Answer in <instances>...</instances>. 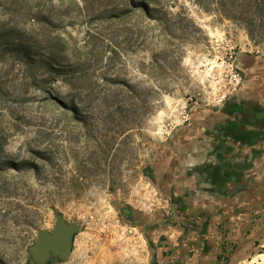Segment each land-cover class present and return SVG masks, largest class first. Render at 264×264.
I'll use <instances>...</instances> for the list:
<instances>
[{
    "label": "rangeland",
    "instance_id": "obj_1",
    "mask_svg": "<svg viewBox=\"0 0 264 264\" xmlns=\"http://www.w3.org/2000/svg\"><path fill=\"white\" fill-rule=\"evenodd\" d=\"M115 2H15L19 27L41 13L20 28L35 58L0 51V264H30L58 218L75 236L56 264H164L197 225L175 217L182 169L201 162L186 143L238 93L241 56L264 57V25L193 0L109 16Z\"/></svg>",
    "mask_w": 264,
    "mask_h": 264
},
{
    "label": "crops",
    "instance_id": "obj_2",
    "mask_svg": "<svg viewBox=\"0 0 264 264\" xmlns=\"http://www.w3.org/2000/svg\"><path fill=\"white\" fill-rule=\"evenodd\" d=\"M240 65L238 93L204 117L197 144L186 143L189 159L198 154L201 162L182 169L173 194L183 205L175 217L196 218L197 225L184 227L164 264H223L225 251L236 264L264 246V57L245 53ZM258 258L264 264V252Z\"/></svg>",
    "mask_w": 264,
    "mask_h": 264
},
{
    "label": "trees",
    "instance_id": "obj_3",
    "mask_svg": "<svg viewBox=\"0 0 264 264\" xmlns=\"http://www.w3.org/2000/svg\"><path fill=\"white\" fill-rule=\"evenodd\" d=\"M4 7L0 8V51L9 50L18 54L20 62L27 63L28 60L35 58L34 53L31 51V47L26 45V38L22 37L30 32V28L27 32L21 33V29H26L29 22L30 26L38 24L40 20L35 17L38 16L41 11H36L33 16L13 23L11 20L16 13L15 2L17 0H3ZM198 5L202 6L205 11L209 12L211 7H215L218 12H235L240 14L239 18H242L244 22L251 20V17H257L260 21V25H264V0H193ZM164 0H116V2L110 6L108 12L109 16L117 14L119 18L126 16L132 12H139L143 17L148 19L158 20L160 11L164 9ZM6 5V6H5ZM1 6V5H0ZM8 6V7H7ZM7 16V17H6ZM44 16H42L43 18ZM46 17V16H45ZM44 20V19H43ZM28 22V23H27ZM253 23L246 24L248 34L251 38H254ZM19 27V29H18ZM255 27V26H254ZM23 39V40H22ZM26 42V43H25ZM51 59V58H48ZM48 59L46 62H48ZM51 67H54L51 65ZM73 111L77 109L75 105L71 108Z\"/></svg>",
    "mask_w": 264,
    "mask_h": 264
},
{
    "label": "flooded vegetation",
    "instance_id": "obj_4",
    "mask_svg": "<svg viewBox=\"0 0 264 264\" xmlns=\"http://www.w3.org/2000/svg\"><path fill=\"white\" fill-rule=\"evenodd\" d=\"M73 228V227H72ZM56 230V227L54 225L53 229L51 231H49V234H54ZM42 239L45 240L46 235H44L42 233L41 235ZM75 236V231L74 229H72V244H73V239ZM39 237L37 236V239ZM68 238V235L65 234L62 239L66 241V239ZM71 248L68 247L66 250H63L62 247H59L58 245H47V246H39L38 250H37V254L35 253L34 256L31 258L30 260V264H56L58 261H60L62 259V257H64V254H66Z\"/></svg>",
    "mask_w": 264,
    "mask_h": 264
},
{
    "label": "water",
    "instance_id": "obj_5",
    "mask_svg": "<svg viewBox=\"0 0 264 264\" xmlns=\"http://www.w3.org/2000/svg\"><path fill=\"white\" fill-rule=\"evenodd\" d=\"M55 227L56 230L54 234H44L46 235L45 240L41 238L42 234H39L38 240L32 247V252H34V254L37 252L39 246L58 245L59 247H62L63 250H66L68 247H70L72 239V229L74 228V226H67L60 218H58L57 222L55 223ZM65 234L68 235L66 241L62 239Z\"/></svg>",
    "mask_w": 264,
    "mask_h": 264
},
{
    "label": "bare ground",
    "instance_id": "obj_6",
    "mask_svg": "<svg viewBox=\"0 0 264 264\" xmlns=\"http://www.w3.org/2000/svg\"><path fill=\"white\" fill-rule=\"evenodd\" d=\"M216 88V87H215ZM158 133V132H157Z\"/></svg>",
    "mask_w": 264,
    "mask_h": 264
}]
</instances>
